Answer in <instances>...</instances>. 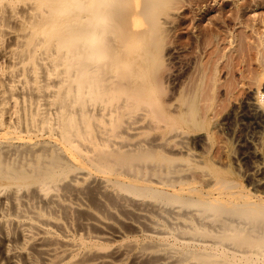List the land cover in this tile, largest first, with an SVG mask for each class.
Masks as SVG:
<instances>
[{
	"label": "bare ground",
	"instance_id": "6f19581e",
	"mask_svg": "<svg viewBox=\"0 0 264 264\" xmlns=\"http://www.w3.org/2000/svg\"><path fill=\"white\" fill-rule=\"evenodd\" d=\"M166 2L0 0V264H264L251 133L241 183L206 156L211 133L186 126L214 108L221 70L237 68L255 87L229 114L264 130L263 14L238 11L243 29L227 42V20L200 30L190 101L179 92L164 106L149 38L171 23Z\"/></svg>",
	"mask_w": 264,
	"mask_h": 264
},
{
	"label": "rangeland",
	"instance_id": "374dc122",
	"mask_svg": "<svg viewBox=\"0 0 264 264\" xmlns=\"http://www.w3.org/2000/svg\"><path fill=\"white\" fill-rule=\"evenodd\" d=\"M253 1L258 7L253 5ZM249 5L253 6H250L252 7V9L249 7ZM203 9L205 10V12L201 13V10ZM252 10L256 11L253 12ZM238 11H242L241 13L243 15L245 14V17L250 19H252L253 16L254 18L256 17L258 19L259 16L257 17V14H263L259 18V20H263L264 0H167L163 10L160 13V16L165 18L167 17L168 20H171V23L167 24L168 27L165 24H161V26L154 31L156 32V34H153L155 36L153 40L152 38H149L150 41H154L153 47L155 44L154 51L156 54L154 57L156 59H153V61L151 62L149 70L152 74L153 81L157 84V86L155 87L156 95L160 104L166 105V103H164V100L166 101V99H169V102L166 101L167 103L175 102V99L180 95L179 92L181 93V100L184 99L185 96H192L191 91H194L197 81L195 80L197 78L195 70L198 62L197 57L199 56L197 33L200 30L207 31V26L211 27L215 24L213 21L221 24L222 28L226 24L224 20H227L229 22V24L227 25L228 32L226 34H220L219 36L220 41H222V39L224 38L223 40L227 42L231 37V34H235L236 32H239L243 29L242 25L234 23V16L238 13ZM254 13H257L256 16ZM260 24L262 23L259 22L258 25L260 26ZM213 27L215 31H218L219 27L217 25H214ZM222 29H224V27ZM260 29L264 30L263 28ZM225 30L226 28L223 31ZM157 31H159L160 33ZM157 33H159V35ZM228 46L229 44H227V46H224L226 47V49L223 47L222 48L228 52ZM230 53L231 52H228V56ZM261 53L262 55H264V48L261 49ZM156 61L159 62V64ZM0 62H2V60H0ZM236 72L237 74H234V72L232 71L227 72L224 71V69L221 70V72L218 74V85H220L218 86L219 88L215 91L216 93H214V97L215 95L216 97L213 104L214 108L211 110L212 113L211 111H209L206 118H198L197 120L194 119L192 122L185 124L187 127H189L190 130H194L195 133H199L205 136L211 133V144L209 143V145H206V147L204 146V149L206 148L205 151H208L206 156L213 157L216 160L218 159L217 161H219V163H217V165H220L222 163L221 166H224L227 163H230V172L228 171L229 174L237 176L239 182L244 183V181H246L247 183L248 179H245L244 175L240 174L244 172L243 168L245 167L244 160L241 158V149L243 146L242 141L244 140V138L249 137L248 135H250L251 133L248 139H251L253 144L255 143V150L259 152L264 158V130H259L260 133L257 130L253 132L255 128H251L252 126L249 125L250 121L241 120L240 117L236 118L232 116V118L229 114L233 111L232 108L236 105L235 102H238V99H242V97H244L251 90L254 91L255 87V85L250 82L248 78H241L240 76H238V72L240 73V69L236 68ZM157 78L158 81L160 80L161 82L157 83ZM206 79L207 77H205V80ZM263 85L264 83L261 85L260 89L255 92L254 98L255 100H257L261 109L264 111V89L262 88ZM232 88L233 93L230 94L228 90ZM188 97L187 100L184 99L186 100V103L189 100ZM180 99L179 101L183 106L185 103L183 104V101H181ZM202 103L204 104V102ZM170 108L172 109V107ZM209 116H211V118ZM146 119L149 120H145L144 118L143 120L138 121L141 126L143 124L146 125L149 121H151L149 117ZM161 124L162 123L159 122V125ZM194 124H197V126H194ZM158 134H160L159 130L152 129L148 132L143 133L140 137L144 138L147 135L145 138L148 139V136H152L153 138L156 135L158 136ZM207 147H209V149ZM239 147L241 148L239 149ZM218 157L222 161H220ZM234 160L236 162H234ZM238 166L239 170L237 169ZM241 178H243V180ZM80 198L82 201H86L84 197L81 196ZM71 221L74 225L75 221Z\"/></svg>",
	"mask_w": 264,
	"mask_h": 264
}]
</instances>
